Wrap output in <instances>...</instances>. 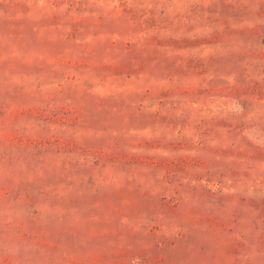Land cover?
Masks as SVG:
<instances>
[{
	"label": "rangeland",
	"instance_id": "374dc122",
	"mask_svg": "<svg viewBox=\"0 0 264 264\" xmlns=\"http://www.w3.org/2000/svg\"><path fill=\"white\" fill-rule=\"evenodd\" d=\"M0 264H264V0H0Z\"/></svg>",
	"mask_w": 264,
	"mask_h": 264
}]
</instances>
